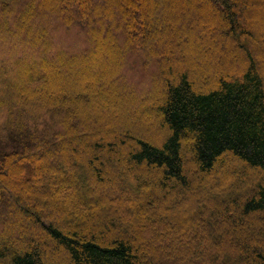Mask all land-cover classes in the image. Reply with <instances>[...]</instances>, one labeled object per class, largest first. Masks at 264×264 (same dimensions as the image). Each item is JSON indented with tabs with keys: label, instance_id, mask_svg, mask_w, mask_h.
<instances>
[{
	"label": "trees",
	"instance_id": "16d2710c",
	"mask_svg": "<svg viewBox=\"0 0 264 264\" xmlns=\"http://www.w3.org/2000/svg\"><path fill=\"white\" fill-rule=\"evenodd\" d=\"M0 42V264H264V0H0Z\"/></svg>",
	"mask_w": 264,
	"mask_h": 264
},
{
	"label": "rangeland",
	"instance_id": "374dc122",
	"mask_svg": "<svg viewBox=\"0 0 264 264\" xmlns=\"http://www.w3.org/2000/svg\"><path fill=\"white\" fill-rule=\"evenodd\" d=\"M47 17V19L51 21V24L54 27H57V20L55 19V16L48 14ZM83 37V34L77 30L69 33L64 32L58 35V37L56 38L58 39L56 40L58 41V49H68L69 51L75 52V50H78L77 48H75L76 46H78V48L83 47ZM0 46H7V44L0 42ZM7 47L9 48V46ZM5 53L6 52H4V54ZM144 58L145 57L141 53H139V50L131 57L128 55V57L124 60V66L121 70V77L125 80V83L128 84L126 88H133L134 86L137 91L134 90V88L132 90H134L136 94L139 93V90L141 88H147L146 90H148L149 80L153 75V66L148 68H145L143 66ZM130 84H132L133 86ZM234 178L235 177L229 178L228 180H234Z\"/></svg>",
	"mask_w": 264,
	"mask_h": 264
}]
</instances>
